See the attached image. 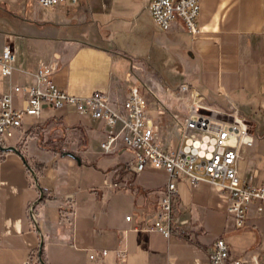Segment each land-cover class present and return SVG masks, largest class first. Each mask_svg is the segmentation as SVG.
I'll use <instances>...</instances> for the list:
<instances>
[{
    "label": "crops",
    "instance_id": "1",
    "mask_svg": "<svg viewBox=\"0 0 264 264\" xmlns=\"http://www.w3.org/2000/svg\"><path fill=\"white\" fill-rule=\"evenodd\" d=\"M147 4L111 0L93 12L84 0H67L52 18L16 19L19 31H12L17 15L0 0V51L9 45L16 55L10 78L0 76V92L9 83H33L40 64L51 68L60 88L79 96L100 90L115 107L137 84L161 147L171 149L180 136L175 117L186 112V101L173 92L187 82L215 109L236 108L253 134L256 122L264 129V0H200L194 34L180 19L161 29ZM21 102L22 94L15 93L14 105ZM106 129L102 119L80 116L72 105L43 104L38 116L25 114L21 130L1 143L18 147L26 160L0 148V264H21L36 253L43 264H209L219 237L233 255L258 249L264 264V213L253 203L244 226H236L226 211L228 193L205 180L193 185L178 177L171 233L149 229L167 173L131 170L133 152L121 141L115 151L104 152L100 142ZM259 141L254 137L251 146L241 147L238 168L244 178L264 184ZM248 147L259 153L246 160L242 154ZM39 188L44 195L33 217L30 207ZM102 248L108 250L104 255ZM115 249L125 250V257L120 260Z\"/></svg>",
    "mask_w": 264,
    "mask_h": 264
},
{
    "label": "built area",
    "instance_id": "2",
    "mask_svg": "<svg viewBox=\"0 0 264 264\" xmlns=\"http://www.w3.org/2000/svg\"><path fill=\"white\" fill-rule=\"evenodd\" d=\"M41 6H55L67 0H32ZM76 3L78 0H70ZM148 10L161 29H169L172 21L180 19L191 33L199 31L197 19L200 0H148ZM15 52L5 45L0 51V76L9 79L14 68ZM15 93L22 94L20 107L14 105ZM174 96L186 101V112L175 119L180 127V136L175 147L162 148L158 139V127L149 113L143 89L131 84L120 107H115L108 95L95 90L87 96L74 95L60 88L52 78L47 64H40L34 72L31 84L12 85L0 92V142L21 130L25 114L38 116L43 104L53 108L72 105L80 116L91 115L102 119L107 127L100 142L104 152L115 151L121 141L133 152L129 163L131 170L139 172L147 167L162 168L167 173L166 189L157 203L149 229L160 231L165 236L171 233V222L176 203L175 180L182 176L193 185L205 180L220 186L228 193L226 211L242 227L251 204L264 213V184H255L239 173L241 147L254 143V134L248 121L238 110L215 109L202 92L187 82L179 83ZM119 128L116 129V126ZM65 209L64 212L67 213ZM131 216H126L130 219ZM1 241V236H0ZM106 248L100 250L107 253ZM117 257H125V250L115 249ZM96 257L95 252L89 254ZM258 249H248L242 255H233L223 237L214 240L209 253V264H260ZM21 264H43L36 253Z\"/></svg>",
    "mask_w": 264,
    "mask_h": 264
},
{
    "label": "rangeland",
    "instance_id": "3",
    "mask_svg": "<svg viewBox=\"0 0 264 264\" xmlns=\"http://www.w3.org/2000/svg\"><path fill=\"white\" fill-rule=\"evenodd\" d=\"M10 3L11 7L14 9L13 14L17 16H13L11 18V27L10 30L12 31H19L18 25L16 23L17 20H21L20 18H26L27 15L32 16H39L43 18H52L55 13H57L59 9H61V5L55 6H41L33 2L32 0H4ZM111 0H84L85 4L87 5L89 10L97 11L99 9H106L109 5ZM0 13H3V10L0 8ZM252 122H255L253 118H251ZM262 122H264V118H262ZM260 134V135H259ZM255 140H260L261 144H264V129L260 127V125L256 122L255 125V133H254ZM7 138L2 139V143H6ZM251 148V147H248ZM259 153L255 147L249 149L248 152H244L242 155H245L246 160L252 155Z\"/></svg>",
    "mask_w": 264,
    "mask_h": 264
},
{
    "label": "water",
    "instance_id": "4",
    "mask_svg": "<svg viewBox=\"0 0 264 264\" xmlns=\"http://www.w3.org/2000/svg\"><path fill=\"white\" fill-rule=\"evenodd\" d=\"M0 148L4 151H7V150H11V151H14V152H17L18 154H20V156L23 158V160H26L24 154L20 151V149L18 147H16L15 145H2L1 142H0ZM65 154H68V155H71L75 158H78L73 152H70V151H66ZM28 169L30 170L32 176H33V179L36 183V185L39 187V184H38V176H37V173L36 171L28 164ZM40 189V188H39ZM44 193H43V190L40 189V195L38 197V199L32 203L31 207H30V212H31V215L34 217V206L37 202H39L42 197H43ZM41 250V248H40Z\"/></svg>",
    "mask_w": 264,
    "mask_h": 264
}]
</instances>
